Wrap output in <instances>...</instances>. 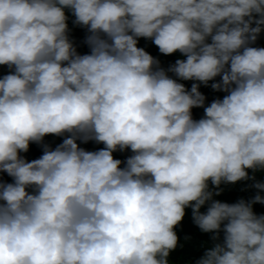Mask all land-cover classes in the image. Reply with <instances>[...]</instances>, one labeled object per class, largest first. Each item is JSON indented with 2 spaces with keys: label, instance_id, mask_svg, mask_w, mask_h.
<instances>
[{
  "label": "clouds",
  "instance_id": "9594fccd",
  "mask_svg": "<svg viewBox=\"0 0 264 264\" xmlns=\"http://www.w3.org/2000/svg\"><path fill=\"white\" fill-rule=\"evenodd\" d=\"M263 170L264 0H0V264H264Z\"/></svg>",
  "mask_w": 264,
  "mask_h": 264
},
{
  "label": "trees",
  "instance_id": "16d2710c",
  "mask_svg": "<svg viewBox=\"0 0 264 264\" xmlns=\"http://www.w3.org/2000/svg\"><path fill=\"white\" fill-rule=\"evenodd\" d=\"M141 41L144 42V41H149V40L145 39V38H141ZM64 138L65 137L48 135L44 138L43 143L47 144L50 148H52L54 150L57 145H59L63 142ZM77 143L81 148H84L86 151H89V149L85 148L87 146V143H82L80 141H77ZM29 149H30V151H28L26 153H23V152L20 153V155L22 157H24L29 162H31L30 160L38 159L43 155V148L41 145H38L36 143H30ZM129 152L130 153L128 156L130 157L133 153L131 150ZM125 160H127V158H125ZM121 166H125V164H121ZM263 172H264V170H263ZM0 175L4 176L2 178L3 182H6V183H12L13 182L12 178L10 176H8L7 173H0ZM237 182H238V185L240 187L244 183L249 182V179L248 180H241V181H237ZM237 182H235V183H237ZM235 183H222L219 186V189L215 188L214 186H212L210 184L209 187L213 191V193H215L216 191H220V195L214 194L212 199L215 201H220V202L223 201L222 203H229V204H234V203L239 202L240 199L237 196L238 190L235 186ZM28 191L30 193L32 192L31 189H28ZM209 203L210 202L206 203L204 206L201 207V209H200L201 213L206 212L207 207L209 206ZM263 207H264V204L259 205L260 209H263ZM189 222L190 223L194 222L191 207L185 209V216H184L183 220L180 222V224L177 226V227L182 226L180 233L185 234L186 238H188L191 242L190 230H188V227H187ZM206 234H207V237L212 240L213 233H206ZM207 237L203 234H201V236L200 235L194 236L193 237V243H192L193 246L190 249L186 248V243H185L183 245V248L177 254L180 257L179 264H196V262L204 256L205 252L207 250H209L211 247H213L215 244V242H212ZM174 264H177V262L174 261Z\"/></svg>",
  "mask_w": 264,
  "mask_h": 264
}]
</instances>
